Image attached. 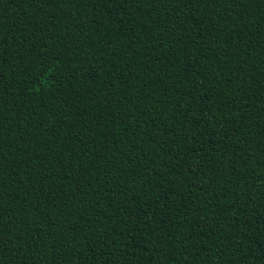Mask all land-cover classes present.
Instances as JSON below:
<instances>
[{
    "label": "trees",
    "instance_id": "1",
    "mask_svg": "<svg viewBox=\"0 0 264 264\" xmlns=\"http://www.w3.org/2000/svg\"><path fill=\"white\" fill-rule=\"evenodd\" d=\"M0 264H264V0H0Z\"/></svg>",
    "mask_w": 264,
    "mask_h": 264
}]
</instances>
